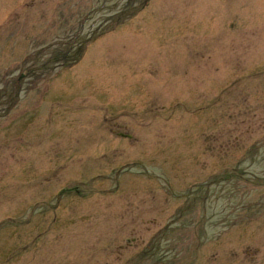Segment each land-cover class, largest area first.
Wrapping results in <instances>:
<instances>
[{"label":"rangeland","instance_id":"rangeland-1","mask_svg":"<svg viewBox=\"0 0 264 264\" xmlns=\"http://www.w3.org/2000/svg\"><path fill=\"white\" fill-rule=\"evenodd\" d=\"M0 264H264V0H0Z\"/></svg>","mask_w":264,"mask_h":264}]
</instances>
